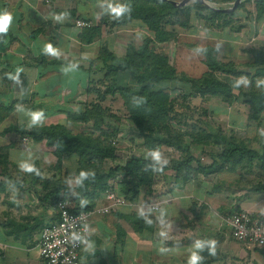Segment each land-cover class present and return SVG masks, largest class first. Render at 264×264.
Segmentation results:
<instances>
[{
  "label": "crops",
  "instance_id": "obj_1",
  "mask_svg": "<svg viewBox=\"0 0 264 264\" xmlns=\"http://www.w3.org/2000/svg\"><path fill=\"white\" fill-rule=\"evenodd\" d=\"M79 1L0 0V16L5 13L11 16L7 30L0 33V105L15 104L20 111L21 107L25 108V102H29L34 107L40 104L47 106L46 116L75 113L76 108L92 97L85 92L91 76V62L100 67L97 59L102 52L107 51L121 58L128 45H135L144 37L154 38L137 19L124 24L118 21L121 15L115 16L111 8L123 5V0H91L90 14L80 8ZM78 20L85 21L88 27L77 29L75 22ZM262 23V33L259 32L250 42L247 40L246 25L237 30L232 25L229 29L225 26L210 30L199 21L197 27L195 23L194 27L184 30L186 35L179 37L178 45L185 48L181 55L189 60L192 55L200 58L193 47L211 46L216 50L218 61L224 63L223 60L229 58L226 63L236 64L242 58L239 56L243 55L241 50L246 49V61L251 63V50L264 56ZM91 29L97 31L95 35L90 33L93 36L89 41L88 32ZM219 30L222 33L216 34ZM237 41L245 44H237ZM225 47H234L235 54L225 53ZM178 57L176 53L174 58L169 57L170 63H175L176 58L178 61ZM236 57L238 60L234 61ZM200 60L198 63L202 66ZM90 70L95 71V68ZM79 90L84 91L85 100L77 97ZM106 101L107 98L103 104ZM51 106H54L52 110ZM68 107L71 109H65ZM263 116L264 113L258 122ZM12 151V148L5 151L9 160ZM9 163L17 167L13 161ZM217 172L192 174L186 179L170 177L164 172L157 182L154 178L152 180L162 186L157 195L150 193L154 194L151 197L139 193L132 202L108 215L93 213L79 264H188L194 252L202 258L198 264H217L222 253L240 254V247L232 243L226 220L237 211L264 216V191L252 189L250 174L244 171L241 178L234 172H225L221 176ZM145 183L147 186L150 184L149 181ZM28 194L22 198V235L38 233L36 245L29 248L23 236L22 240L15 241L9 228L0 223V264H44L37 253L38 240L42 227L51 221L48 210L56 212L58 200L54 206L49 202L42 205L38 196ZM101 202H97L95 209L107 206L106 201ZM152 205H158L159 210L151 211ZM10 208L11 205H8V213ZM134 218L136 221L132 224ZM140 218L152 219V222L146 227L147 222L137 225ZM196 241L205 242L204 247L196 248ZM208 241H215V255L210 254ZM33 249L37 259L30 255ZM256 255H251L255 263L264 264V259Z\"/></svg>",
  "mask_w": 264,
  "mask_h": 264
},
{
  "label": "rangeland",
  "instance_id": "obj_2",
  "mask_svg": "<svg viewBox=\"0 0 264 264\" xmlns=\"http://www.w3.org/2000/svg\"><path fill=\"white\" fill-rule=\"evenodd\" d=\"M90 1L91 0L79 1L80 8L85 9V12H88V14H90L92 10L89 7V4H91ZM146 1L147 0H142L139 2V5H145ZM170 1L180 3L182 0ZM204 1L208 7L200 5L208 9H212L213 11L230 10L235 2V0ZM259 4L260 0H241L237 8L231 12V16L218 20V23L216 22L213 26H226V28L229 29L232 25V28L237 30L243 25H246L248 34L247 40L251 42L257 35H259L261 30L260 27L263 24L262 22H264V19L260 22L256 21L257 15L259 14ZM200 5H198L195 0H191L187 5L179 8L182 10L178 11L177 15H171L170 21H172V24L171 26L166 25V29L171 30V32L177 36L175 37L177 40L169 42L164 46H159L160 50L168 54L167 56L170 58H174V54L176 53L179 57L178 61L176 58L174 65H176L180 71H188L187 73H190V75L196 78L203 74V71L205 70L203 68L204 66L199 65L198 62L200 58L195 57L194 55L190 57V60L182 56L181 54L185 52V48L179 46L178 41L181 34L186 35V33H184V29L180 26V23H187V30L192 28V26L194 27L195 23L196 27L198 26L197 23L200 20H194L193 15L195 13L198 16L204 15ZM262 9H264V7H262ZM200 23L205 28L208 27V29L212 26L208 23L206 24L204 21H200ZM184 27L186 26H183V28ZM226 31L227 30H225L224 33H226ZM216 32V34H220V32L222 33V30ZM229 33L235 32L229 31ZM260 33H262V31ZM242 42L243 41H237L236 43L240 44ZM76 48H78V46ZM245 50H241L243 55L239 54V56L244 59L239 58L238 60L236 57L234 58V61L238 60L241 63H236L238 64L239 69L240 67L244 69H240V71L253 75L254 69H249L245 66L248 64L246 61V54L244 52ZM221 51H223V49H221ZM225 53L233 55L235 54V48L225 47ZM227 60L230 59L226 58V60H223L225 64ZM262 67L264 68V63L262 64ZM218 77L221 81L231 85V88H233L231 95L233 98L237 99H235L232 103H226L228 101L222 100L223 96H220V98L213 97L208 93L205 96H202L200 93L203 91V88L199 91V89L196 90L194 88H190L189 85L181 83H172L166 85L165 87H159L164 89L167 93V113L163 114L159 121L152 127V131H154L152 139H158L157 142H152L146 139V135L151 133L150 130H147L144 134H141L139 130H137L131 119L128 118V115H126L125 110L122 107V102L119 98H107V101L102 105L103 107H107L108 113L105 116V119H101L99 132H95L96 121L93 117H90L88 123H81L78 121L79 125L75 124L74 128L76 132L86 130L93 139H99L98 141H101L105 146H108L114 151L112 157L105 158L100 162H94L97 169L99 168L101 172L107 173L111 168L115 167L123 168L131 157H139L145 160H150L159 167L158 170L142 168L139 171L140 176H143L146 181L151 182L149 186H147L146 183L143 184L144 186L140 183L138 184L137 177L139 175L137 177H129L123 172L118 171L105 183L106 189L108 186H111L114 191L124 197L127 203L132 202L130 201L131 198H133L138 192L144 195L146 193L149 196L151 195L150 193H156L155 195H157L162 186L159 187V185H157V183H153L152 180L155 179L157 182L158 179H161L162 176H164V172H167L170 177L176 176L177 179H184L183 173L176 174L171 170V167L175 164L190 157L195 158L202 166H208L212 163V157L219 154L221 150L220 146L216 145V143L214 144V141H216L214 136H225L226 138L231 139L239 147L242 146L252 150H257L258 152H263L264 116L261 122H252L248 119L249 107L245 103L248 98H245L244 96L249 94L252 88L249 84V79L241 77L236 80L234 78L225 79L223 76ZM128 81L129 78L122 83H126ZM236 83L241 86V89L236 88L238 87ZM260 83L264 84V77L254 81L253 84L255 86ZM195 95L200 97L195 98ZM91 96V98L88 97L86 99L87 102L95 100V95ZM77 97L85 100L84 91L79 90ZM87 102L82 105L88 104ZM5 107L10 108L11 111L3 109L0 110V153L3 155L2 152L4 149L7 150L12 148L13 151L11 153L10 160L13 161L17 167H13L9 163L8 169H6L4 168V160L2 162L3 164L0 163V223L9 228L10 236L15 241L22 240L23 236L26 238V244L28 247L33 248L36 245L38 233H28L22 235V198L24 197V194L27 195L29 193L33 196L36 195L38 196V202L42 205L45 204L41 201L46 193L44 191V188H46L44 186V182H50L53 179V181H59L60 187H63V190L60 192L56 200H66L74 206L77 202V167L82 165H77V162L72 158H64L62 161H57L54 158L52 150L46 148L45 146L41 144H34L28 138L21 137V135L13 132H6L8 129H12V127H19L21 129L20 126H25V129H28L29 131L31 128L37 126H49L51 124L58 123L65 124V120L67 119L65 112H62L61 114L58 113V115L53 116L48 114V116H46L44 113H48L47 106L40 104L34 107L33 104H30L29 102H25V108H23L24 106L21 107L22 109L20 111L23 112L17 111L19 107L15 104L6 105ZM35 108L37 111H35ZM53 108L54 106H51V110ZM60 108L62 109L63 107ZM65 109L69 110L71 108L68 107ZM76 109L75 110L78 113H81L83 111V106L82 108ZM55 110H57V108H55ZM37 112H43V116L40 120L34 121L33 113ZM73 126L74 124H66L67 129H72ZM23 138L27 140L25 143H22ZM152 151H159L163 160H166L167 162L157 164L149 155ZM4 153L6 154L5 151ZM6 157L9 162L10 160L8 159L7 154ZM0 158L3 159L2 156H0ZM22 164L34 166L39 172V175L35 172L29 173L23 171L22 168H20V165ZM89 166L91 165H88V167ZM2 170H5L6 173L4 174ZM242 171L250 174V187L252 189L258 191L262 190V192L264 191V161H257L255 159L249 161V159L244 158L237 160V162H230L223 165L221 171H218L217 173L221 176L225 172L227 174L234 172L237 177L241 178L243 175ZM189 173H191L190 175H197L202 172L199 170L196 163H192ZM214 177L217 176L215 175ZM154 186H156V188ZM170 188L172 189V187ZM153 195L154 194H152L151 197H153ZM102 199L103 195L99 198V202L102 201L101 204L106 203ZM55 201H52V203L54 202L53 206L56 203ZM146 202L148 203L145 199V203ZM8 205H11L9 213ZM48 214L51 218L50 222L57 220L55 211L48 210ZM92 219L93 216H90L88 219V226ZM232 243H234L237 247H240V254L234 253V255H226L222 253L217 264H226L227 262L230 264H257L253 260L254 256H251L252 253H257L258 255L256 256L258 258H263L264 252L262 251L264 250L255 249L253 247L244 248L246 246L237 243L234 240H232ZM30 255L32 258L35 257L37 259L35 249L30 252ZM260 261L263 260L260 259Z\"/></svg>",
  "mask_w": 264,
  "mask_h": 264
},
{
  "label": "trees",
  "instance_id": "obj_3",
  "mask_svg": "<svg viewBox=\"0 0 264 264\" xmlns=\"http://www.w3.org/2000/svg\"><path fill=\"white\" fill-rule=\"evenodd\" d=\"M141 1L123 0L122 6H127L130 11L121 14L120 20L118 21L124 24L127 21L137 19L146 26L154 38L149 39L144 37L135 45H128L124 56L121 58H117L107 51L102 52L97 59L101 63L100 67H95L94 62L90 63V69L94 67L95 71L89 69L91 76L86 85L85 92L89 96L95 95L94 101L81 105L79 107L82 108L83 106L81 113H67L65 124L58 123L49 126H37L31 128L29 131L25 129V126H20L21 129L19 127H12V129L6 131L21 135V137L28 138L34 144H41L52 150L57 161H62L64 158H72L77 162V165L81 164L82 166L77 167L78 180L80 179L81 171L94 173V175H89L80 183L76 182L77 202L74 205L76 212H89L94 210L99 198L102 197L106 190L105 183L118 171L123 172L129 177H137L142 168H149L150 170H158L159 168L150 160L131 157L123 168H111L107 173L101 172L99 168L97 169L94 162H100L105 158L112 157L114 151L108 146H105L101 141H98L99 139H93L86 130H84L85 132H76L74 128L75 124L79 125L78 121L88 123L90 117H93L96 121L95 132H99L101 119H105L108 113L107 107L102 106L106 98H119L126 115L131 119L137 130L141 134L150 130L151 133L146 135V139L152 142L158 141L156 138L152 139V134L154 133L152 131L153 125L159 121L163 114L167 113V93L159 87H165L168 84L181 83L189 85L190 88L199 89V91L203 88L200 95L205 96L208 93L213 97L220 98V96H223L222 100L228 101L226 103H232L237 99L231 95L233 88H231V85L221 81L218 76H223L225 79L234 78L236 80L241 77H246L249 79V84L252 87L250 93L244 96L248 98L245 101L249 107L248 119L252 122H257L264 113V84L260 83L255 86L253 84L254 81L264 77V68L262 67L264 56L261 52L255 50L250 51L253 61L245 65L247 68L254 69V74L250 75L249 73L239 71L238 65L234 63L230 62L225 64L218 61L215 56L216 50L211 46H205L203 48L194 46L193 50L200 54L201 63L205 68L203 74L196 78L180 71L174 65L175 63L171 64L167 54L159 48L162 44L177 40L175 39L177 36L171 30L166 29V25L171 26V15H177V12L182 9L176 8L168 1L163 0H147L145 5H139ZM198 5L200 4L198 3ZM262 7H264V0H260L257 22L264 19V9ZM201 9L204 15L198 16L195 13L194 17L212 26L216 22L218 23V20L231 16V13L213 11L203 6H201ZM180 26L184 30L187 29V23H180ZM183 26L186 27L183 28ZM212 26L209 27L210 30L224 27ZM96 31L97 29L89 30V41H91V37L93 36L91 34L95 35ZM127 78H129V81L122 83ZM237 86V89H241L239 84ZM196 97L200 96L195 95ZM1 109L11 111L10 108H6L3 105H0ZM66 124H74V126L72 129H67ZM214 137L216 138L214 144L216 143V145L220 146L221 150L219 154L212 157V163L210 165L202 166L196 159L190 157L172 166L171 170L176 174L183 173L184 179H186L191 174L189 173V169L192 163H196L199 170L204 175H207L217 172L227 163L237 162V160L244 158L249 159V161L253 159L264 161V149L263 152H258L257 150L246 147H239L225 136L222 137L219 135ZM4 151L2 152L3 155L0 153V156L3 158H0V163H4V168L8 169L9 162ZM88 165L92 167H88ZM2 172L4 174L6 173L5 170H2ZM137 178L138 184L143 185L146 182L143 176L139 175ZM44 184L46 187L44 191L46 193L41 201L46 204L49 202L50 204L57 199L63 187H60L59 181H53V179L50 182L45 181ZM138 195L139 192L130 201L136 199ZM137 220H139L137 221V225L147 222L145 227L149 225L150 221L152 222V219L147 221L146 219L140 218ZM134 221H136V218L132 220V224Z\"/></svg>",
  "mask_w": 264,
  "mask_h": 264
},
{
  "label": "built area",
  "instance_id": "obj_4",
  "mask_svg": "<svg viewBox=\"0 0 264 264\" xmlns=\"http://www.w3.org/2000/svg\"><path fill=\"white\" fill-rule=\"evenodd\" d=\"M77 29L88 27L85 21H76ZM27 140L22 139V143ZM103 199L107 206L89 212H76L74 206L66 200L56 204L57 220L45 224L40 232L37 250L44 264H79L80 252L88 234V219L93 213L108 215L127 205L111 186L105 190ZM157 212L158 205L150 206ZM231 238L246 247L264 250V216L246 211L234 212L226 220Z\"/></svg>",
  "mask_w": 264,
  "mask_h": 264
},
{
  "label": "clouds",
  "instance_id": "obj_5",
  "mask_svg": "<svg viewBox=\"0 0 264 264\" xmlns=\"http://www.w3.org/2000/svg\"><path fill=\"white\" fill-rule=\"evenodd\" d=\"M128 11H130V9L127 6H122V5H117L116 7L111 8V12L117 17H119L121 14L128 12ZM10 20H11V16L7 13L0 16V33L5 32L7 30ZM49 50H51V46H49ZM42 116H43V112L33 113L34 121L40 120ZM149 155L152 157V159L157 164H163L167 162L166 160H163L162 155L159 151H152L149 153ZM20 168H22L23 171H26L29 173L35 172L37 175H39V172L37 171V169L32 165L22 164L20 165ZM89 175H94V173L81 171L80 179L77 180V183H80L83 179L87 178ZM204 243L205 242L196 241L195 247L198 249H202L204 247ZM207 243L209 245L210 254L215 255V241H208ZM201 259L202 258L194 252L188 264H198V262Z\"/></svg>",
  "mask_w": 264,
  "mask_h": 264
},
{
  "label": "water",
  "instance_id": "obj_6",
  "mask_svg": "<svg viewBox=\"0 0 264 264\" xmlns=\"http://www.w3.org/2000/svg\"><path fill=\"white\" fill-rule=\"evenodd\" d=\"M163 1H168L171 5H173L176 8H181V7H184L185 5H187L191 0H182L180 3L170 1V0H163ZM195 1H197L201 5L208 7V5L206 4V2L204 0H195ZM240 2H241V0H235L234 4L230 10H222V12H224V13L233 12L237 8V6L239 5Z\"/></svg>",
  "mask_w": 264,
  "mask_h": 264
}]
</instances>
